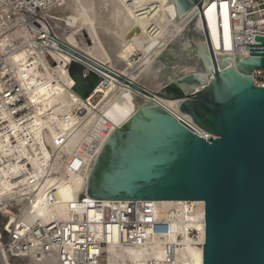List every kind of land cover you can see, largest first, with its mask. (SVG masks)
Returning a JSON list of instances; mask_svg holds the SVG:
<instances>
[{"label": "water", "instance_id": "95a60500", "mask_svg": "<svg viewBox=\"0 0 264 264\" xmlns=\"http://www.w3.org/2000/svg\"><path fill=\"white\" fill-rule=\"evenodd\" d=\"M179 20L199 11L203 32L187 37L205 74L183 73L175 53H165L160 78L149 92L77 50L69 69L74 92L87 100L102 82L88 62L142 93L148 101L116 128L90 169L86 195L97 201L204 202L206 238L203 264H264V89L252 75L264 69V38L256 37L250 57H221L213 50L203 17L204 0H167ZM193 27L192 22L186 29ZM171 50V46L168 47ZM177 102L181 115L211 135L208 141L157 103Z\"/></svg>", "mask_w": 264, "mask_h": 264}, {"label": "bare ground", "instance_id": "6f19581e", "mask_svg": "<svg viewBox=\"0 0 264 264\" xmlns=\"http://www.w3.org/2000/svg\"><path fill=\"white\" fill-rule=\"evenodd\" d=\"M55 13L62 15L64 21L63 31L58 35L64 45L149 92L163 87L158 81L163 69L158 58L185 32L187 24L192 22L196 34L203 32L199 11L179 20L167 0H62L61 7L52 9V15ZM203 17L215 53L234 58L226 6L218 9L216 4L209 3ZM78 32L85 36V41L80 40ZM133 56L140 58L131 60ZM60 59L58 67L54 68L55 78L37 67L28 69L30 75L23 85L28 91V103L35 112L24 124H17L0 110V197L11 193L6 196L7 201L14 200L24 206L14 218L12 234L17 239L25 238L35 225L39 228L50 226L53 221H77L85 211L94 217L80 201L95 159L93 151L100 153L109 134L136 113L140 100L148 101L142 93L88 62L84 63L86 68L101 76L102 82L84 100L74 92L75 82L67 70L72 58L64 54ZM25 60L26 54L21 53L14 64L16 69L20 70ZM197 70L191 67L184 72L206 73ZM34 95L40 98L48 95L66 105L69 114L65 122L53 127L50 115L42 112ZM153 99L170 112L178 113L177 102ZM41 125L49 128V134L44 136ZM79 151L83 152L82 156L67 167L69 158ZM152 202L161 206L174 203ZM116 242L106 248L110 264H143L148 258H160L154 251L157 242L144 249ZM0 250L4 258L2 264H8L5 246L0 244ZM191 257L193 264H203L202 251H191ZM29 259L36 264H57L54 259Z\"/></svg>", "mask_w": 264, "mask_h": 264}, {"label": "built area", "instance_id": "2783aa9c", "mask_svg": "<svg viewBox=\"0 0 264 264\" xmlns=\"http://www.w3.org/2000/svg\"><path fill=\"white\" fill-rule=\"evenodd\" d=\"M209 3L216 4L218 9L223 5L227 8L234 56L250 57L251 45H258L256 37L264 38V0H204V10ZM61 5L62 0L52 3L50 0H0V110L19 125L35 112L28 103V91L23 85L30 75L28 69L34 66L55 78L54 68L58 67L61 55L72 58L67 65L68 73L76 60L70 47L58 36L63 31L62 15H52V9ZM79 33L77 36L85 41V36ZM21 53L26 54V60L18 70L14 64ZM90 71L85 66L84 77ZM252 79L257 87L264 89V69L255 70ZM172 114L198 136L207 141L212 138L187 116L179 112ZM93 152L96 159L99 153ZM82 154V151L73 154L67 167ZM89 199L85 191L80 201L86 205V210L94 213L93 218L85 211L77 221H53L50 226L39 228L35 225L23 239H17L4 228L2 237L6 233L8 239L3 243L10 262L33 257L54 259L57 264H110L106 248L115 241L136 249L157 242L154 251L160 258H148L143 264H193L191 251L204 253V202H174L161 206L152 201L125 203ZM12 203L14 211L20 214L22 205L14 200ZM6 221L0 214V224ZM3 260L0 250V264Z\"/></svg>", "mask_w": 264, "mask_h": 264}, {"label": "rangeland", "instance_id": "374dc122", "mask_svg": "<svg viewBox=\"0 0 264 264\" xmlns=\"http://www.w3.org/2000/svg\"><path fill=\"white\" fill-rule=\"evenodd\" d=\"M187 37L192 42L200 43V41L197 40V39H200L198 34H196L192 28L188 29V30L186 29L185 32H183V34H181L180 37H177L172 42V44L170 45L172 51H168L169 49H167L166 50L167 52H164V53L175 52L179 57H181L182 62L184 63V67H185L182 70L183 73H185L184 71H186V69L191 68V67H196L198 69L197 72L200 73V71L204 70L202 63L200 61H198V59H196L197 57L192 52L184 51V43H185V39ZM186 57H187V60H186ZM139 58H140V56H133L131 58V60L138 61ZM188 58H189V60H188ZM186 74H188V73H186ZM141 79H143V78H141ZM159 79H158V81H159L160 87H162L168 81L172 80V76L168 75L166 78H159ZM40 91H44V89H41ZM71 95L74 96L73 94H71ZM34 96L37 99L38 107L42 110V112L48 113L50 115L49 119H50V123L53 127H59V126H61V124L63 122H65V118L69 114L66 105H64L60 102H56L54 99L49 98L48 95H45L42 98L38 97V95H34ZM97 128H99V126ZM41 130H42V133L44 134V136L46 134H49V128L46 125H43L41 127ZM10 194L11 193L7 194L6 196H10ZM6 196L0 197V214H3L5 216V218L7 219V221H6L7 223H4L3 225L0 224V244H2V245H4L3 242H6L8 239V236L6 233H4L3 237H2V232L4 231V228H5V230L12 232L13 228L15 226L14 218L16 216L20 215L14 211L13 206H12L13 205L12 201H7L8 199ZM20 205H22V208H21V212H22V209L24 206H23V204H20ZM7 260H8V264H36L35 261H33L32 259H29V258L28 259H16V260H13L12 262H10V260L7 256Z\"/></svg>", "mask_w": 264, "mask_h": 264}]
</instances>
